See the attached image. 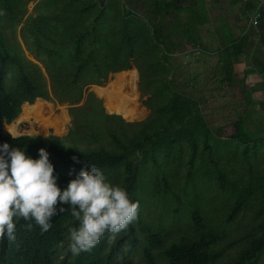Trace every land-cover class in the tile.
<instances>
[{
    "label": "trees",
    "instance_id": "1",
    "mask_svg": "<svg viewBox=\"0 0 264 264\" xmlns=\"http://www.w3.org/2000/svg\"><path fill=\"white\" fill-rule=\"evenodd\" d=\"M28 2L34 3L30 11ZM134 2L0 0V143L33 158L44 147L61 189L94 163L140 204L137 222L116 244L102 239L76 257L65 251L75 224L69 212L53 216L43 234L21 221L15 241H0V264H264L262 100L245 97L254 107L238 114L231 133L211 127L200 99L175 89L169 62L180 40L189 49L201 46L206 14H195L190 4L143 0L139 15ZM253 6L244 14L254 13ZM244 44L243 36L223 35L221 82L235 83ZM118 71L100 94L106 107L117 90L125 98L123 86L132 101L138 92L130 114L106 112L88 90ZM36 98L69 106L66 134L13 138L2 132L22 104Z\"/></svg>",
    "mask_w": 264,
    "mask_h": 264
},
{
    "label": "clouds",
    "instance_id": "2",
    "mask_svg": "<svg viewBox=\"0 0 264 264\" xmlns=\"http://www.w3.org/2000/svg\"><path fill=\"white\" fill-rule=\"evenodd\" d=\"M49 155L41 147L33 158L23 148L0 143V241H15L21 221L28 231L36 225L43 234L52 227L53 216L69 212L75 224L68 228L66 253L76 257L91 252L102 239L116 244L137 222L139 201L94 163L82 167L61 189ZM72 159L79 162L76 156Z\"/></svg>",
    "mask_w": 264,
    "mask_h": 264
},
{
    "label": "rangeland",
    "instance_id": "3",
    "mask_svg": "<svg viewBox=\"0 0 264 264\" xmlns=\"http://www.w3.org/2000/svg\"><path fill=\"white\" fill-rule=\"evenodd\" d=\"M142 1L143 0H135V2L132 4L133 7H136L139 15H143L144 8ZM254 1L255 0H248L247 4L251 5L252 3L254 4L257 2ZM182 2L184 1H181V3ZM186 2L189 4L192 3L191 6L193 8L191 10H193L195 14H206L204 0H186ZM240 4L245 3L243 1ZM33 5V2H28L27 7L29 11L32 9ZM127 6L131 5L127 4ZM229 8H232L234 13L237 12L236 5H232L231 7H228V9ZM237 8L239 9L238 5ZM244 16L245 15H243V18ZM211 17L213 18L212 22L209 19L208 22L200 25L199 27L201 40L203 41V47L202 49H199V53L196 54L191 50L189 52L185 40L182 39L180 40V46H178L176 50L169 55V62L173 69L175 89L179 92H184L189 96L199 98L201 103L200 108L209 125L211 127H217L223 133H231L233 130L232 123L237 119L238 114H240L245 108L249 106L254 107V104L248 105L245 102V97H248L253 101L262 100L257 107L262 108L261 106H264V40L262 44H258V47H252L253 41L248 40V44L246 45V50L248 52L247 58H245L243 55L240 56L242 60L241 64H239L237 68H234L233 74L235 83L228 85L227 82H221L223 72H221L217 66L218 55H208L206 54V50L209 48V51H214L217 48L220 36L218 37L215 34L221 33L220 35L222 36L224 33H229L231 24L227 22L225 17H219V22L217 23V17L214 13L211 14ZM253 21H256L257 23V20L253 19ZM262 23L264 24V22ZM218 24L220 26L215 29V26H218ZM187 50L188 52L186 53L185 51ZM130 62L132 63V60ZM119 72L122 71L111 72L109 74L108 81L102 86H96L94 84L89 85L88 90L93 91L96 96L102 99L104 107V95L103 93L100 94V91H109L110 88L106 86L109 83L112 84V80H116L115 73ZM135 82L137 91V80ZM245 84L248 87L245 89L246 93L243 91V85ZM102 88L104 90H102ZM122 90L123 93L125 92L124 94L126 99L122 96V91L117 90L119 94L115 97L112 104L113 107H116L114 113L118 115L120 112L124 111H127V113L130 111V114L132 106L138 101V92L136 98L132 101V97L127 85L123 86ZM140 99L143 102V100L146 99V95L140 94ZM43 101H46L51 105L52 111L55 115L60 114L61 109H65L68 115V120L63 125V129H61V131L55 132L52 128H48L47 130L43 131V129L40 128V126H42L44 123L42 120L43 116H38V114H36L37 116H32L29 118V120H22L28 115L26 114L23 118L16 121L20 117L25 105H29L31 107L30 113H34V104ZM68 107L69 106L66 103L61 104L53 101H47L42 98H37L33 104H22L21 112L17 115V117L14 118L9 124L2 125V132L9 133V126L15 124L14 126L17 129V134L15 136L27 134L42 136L54 135L61 137L66 134L70 125L71 117L67 111ZM128 115L121 116L124 118ZM147 115H145L142 119H144ZM262 115L264 116V112H262ZM53 117L54 116L51 118ZM255 126V124L247 125L249 129H254ZM253 264H262V261H257Z\"/></svg>",
    "mask_w": 264,
    "mask_h": 264
},
{
    "label": "crops",
    "instance_id": "4",
    "mask_svg": "<svg viewBox=\"0 0 264 264\" xmlns=\"http://www.w3.org/2000/svg\"><path fill=\"white\" fill-rule=\"evenodd\" d=\"M181 1H184L181 3ZM245 4H240L241 2H243ZM248 0H204V4H205V8H206V16L208 18V20L210 19V21L212 22V17L211 14L214 13L217 17V23L219 22V17H225L227 22L231 24V29L230 32L228 33V35H230L231 37H238V36H243L244 37V45H245V49H244V53H245V58H247V50H246V45L248 44V40H252L253 41V46L252 47H257L258 43L257 41H260V43L262 44L263 40H264V24L262 22H264V0H255L257 2H255L254 4L252 3L251 5L247 4ZM173 3L175 4H189L188 2H186V0H172ZM192 3H190L191 5ZM227 6H226V5ZM232 5H236V10L237 12L234 13L231 7ZM237 5L239 6V9L237 8ZM254 5V6H253ZM256 7V11L252 14H247L245 12L244 14V9L245 7ZM244 10V11H243ZM243 15L244 18H243ZM257 18V23L253 24V19ZM207 20V22H208ZM263 24V25H262ZM220 25L218 24V26H215V29H217ZM218 33V32H217ZM221 33L215 34L216 36H220V40L218 41V46L214 51H209V48L206 50V54L208 55H218V59H219V51L222 47V43H223V35H225V33L221 36ZM201 46L194 47L191 48L189 50L194 51L196 54L199 53V49H202L203 47V41L201 40ZM253 49V48H252ZM185 51L186 53L188 52ZM242 56V55H240ZM239 56V61L238 63L234 64V68H237L239 64H241V57ZM244 56V55H243ZM236 70V69H235ZM27 103V102H25Z\"/></svg>",
    "mask_w": 264,
    "mask_h": 264
},
{
    "label": "bare ground",
    "instance_id": "5",
    "mask_svg": "<svg viewBox=\"0 0 264 264\" xmlns=\"http://www.w3.org/2000/svg\"><path fill=\"white\" fill-rule=\"evenodd\" d=\"M106 107H107V110L110 112H114L116 109V107H113L112 104H110L108 101H106ZM33 108H34L33 109L34 113H30L31 107L29 105H25L23 107L22 113L20 114V117L16 121L23 118L26 114H28V115L26 117H24L25 119H22V120H29V118H31L32 116H37L36 114H38V116H43L42 120L44 123L42 126H40V128H42L43 131L47 130L48 128H52L55 132H59V131H61V129H63V125L68 120V115H67L65 109H61V113L58 115H55L52 111L51 105L46 101L35 103ZM39 114H41V115H39ZM52 116H54V117L51 118ZM14 125L13 124L10 125L9 126L10 128L8 130L13 132V135H16L17 129L15 128Z\"/></svg>",
    "mask_w": 264,
    "mask_h": 264
},
{
    "label": "built area",
    "instance_id": "6",
    "mask_svg": "<svg viewBox=\"0 0 264 264\" xmlns=\"http://www.w3.org/2000/svg\"><path fill=\"white\" fill-rule=\"evenodd\" d=\"M255 20H257V18H255ZM253 23L255 24V23H256V21H253Z\"/></svg>",
    "mask_w": 264,
    "mask_h": 264
}]
</instances>
